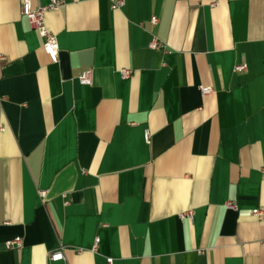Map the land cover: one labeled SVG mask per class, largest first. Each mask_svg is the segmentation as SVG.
I'll list each match as a JSON object with an SVG mask.
<instances>
[{
	"label": "crops",
	"instance_id": "obj_1",
	"mask_svg": "<svg viewBox=\"0 0 264 264\" xmlns=\"http://www.w3.org/2000/svg\"><path fill=\"white\" fill-rule=\"evenodd\" d=\"M116 1L0 0V264H264V0Z\"/></svg>",
	"mask_w": 264,
	"mask_h": 264
},
{
	"label": "built area",
	"instance_id": "obj_2",
	"mask_svg": "<svg viewBox=\"0 0 264 264\" xmlns=\"http://www.w3.org/2000/svg\"><path fill=\"white\" fill-rule=\"evenodd\" d=\"M21 1V6H22V11L25 16L29 19L32 27L40 33L42 36L44 43H43V48L49 58L51 59L52 62H58L59 61V53H60V46H59V41L57 36L48 28L46 24V13L50 10H56L65 5V0H50L48 4H39L37 6H34L33 1L34 0H20ZM125 4V0H118L115 3H113L112 8L113 9H118L121 6ZM159 22V18L156 16H153L151 18V23L153 26L157 25ZM148 47L152 50L155 51H166L167 50V45L164 41L160 40L158 37L153 36L151 40L148 43ZM247 69L246 64H238L235 66V71H244ZM121 74L123 77L128 78L133 75V71L131 69H122ZM79 81L82 84L90 85L92 83V71H83L79 74L78 76ZM201 92L204 96L210 95L213 93V88L212 87H201ZM3 129V127H1ZM147 143H150L151 141V133L149 131L146 132L145 135ZM262 170L264 171V166L262 167ZM46 191H39V196L42 201L45 200L46 198ZM229 207L237 208V205L233 202H228ZM192 212L186 213L187 216L192 218ZM253 214L261 217L263 214L262 209H255L253 211ZM100 243L99 237L95 239L93 250H97L98 246ZM21 245V238L16 237L14 239H10L6 241V247L8 249H13L16 246ZM65 247H60L55 250H52L48 253V259L52 261H60V260H66L65 257ZM108 264H114V259L109 257L108 259ZM68 264V263H66Z\"/></svg>",
	"mask_w": 264,
	"mask_h": 264
}]
</instances>
